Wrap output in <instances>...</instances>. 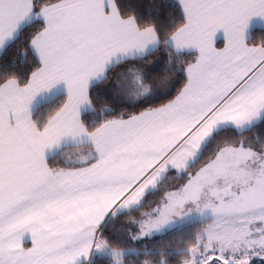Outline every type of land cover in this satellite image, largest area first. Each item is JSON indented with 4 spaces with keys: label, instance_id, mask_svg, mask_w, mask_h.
Wrapping results in <instances>:
<instances>
[{
    "label": "snow or ice",
    "instance_id": "6c2138e0",
    "mask_svg": "<svg viewBox=\"0 0 264 264\" xmlns=\"http://www.w3.org/2000/svg\"><path fill=\"white\" fill-rule=\"evenodd\" d=\"M0 264H264V0H0Z\"/></svg>",
    "mask_w": 264,
    "mask_h": 264
},
{
    "label": "trees",
    "instance_id": "16d2710c",
    "mask_svg": "<svg viewBox=\"0 0 264 264\" xmlns=\"http://www.w3.org/2000/svg\"><path fill=\"white\" fill-rule=\"evenodd\" d=\"M148 210V208L146 207L145 209H142L141 211H147ZM134 215H139V213H135ZM125 221H124V219L122 218L121 219V223H124ZM119 226V225H118ZM171 239V238H170ZM147 257H142V259H146Z\"/></svg>",
    "mask_w": 264,
    "mask_h": 264
}]
</instances>
